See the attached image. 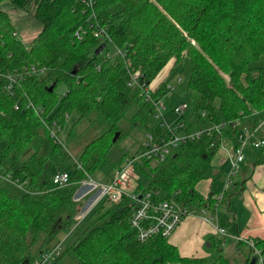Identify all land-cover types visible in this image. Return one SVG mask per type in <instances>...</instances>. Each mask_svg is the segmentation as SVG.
I'll list each match as a JSON object with an SVG mask.
<instances>
[{"label": "trees", "instance_id": "obj_1", "mask_svg": "<svg viewBox=\"0 0 264 264\" xmlns=\"http://www.w3.org/2000/svg\"><path fill=\"white\" fill-rule=\"evenodd\" d=\"M5 1L31 10L41 29L23 44L14 35L8 13L0 9V71L18 75L34 65L45 72L25 76L11 94L0 82V264H33L76 225L83 204L73 199L74 192L84 172L96 170L111 146L125 136L118 122L133 105L137 110L132 125L153 132L151 101L169 92L168 83H161L152 91V100L144 101L139 88L127 85L128 72L139 71L140 81L149 84L170 61L176 66L186 59L190 107L199 116L204 113L203 125L239 121L234 130L223 127L226 139L254 127L252 112L264 111V0H94L91 7L79 0L0 4ZM79 28L86 30L80 40ZM97 31L105 35L103 40ZM102 42L120 53L95 56ZM261 59L262 66L253 64ZM61 84L65 92L60 99L55 89ZM28 100L62 126L65 115L77 114L78 123L86 122L82 135L96 132L78 154L65 187H53V173L47 174L63 156L60 146L50 143L42 154L37 147L29 158L19 160L32 140L48 135L38 116L25 107ZM196 127L189 124L188 130ZM70 131L67 142L79 136L76 129ZM216 136L201 135L160 164L135 162V171L147 180L138 181L140 188L157 190L162 198L187 207L210 203L211 197L200 194L196 185L205 177L201 164H210L218 152ZM7 176L21 177L25 186L15 187ZM132 205L128 198L99 204L89 212L80 236L53 264H237L224 255L217 237L206 238L207 255L202 258L180 256L162 237L138 242L129 225ZM251 240L264 252V238ZM243 247L242 264H248L251 248L237 240L234 249Z\"/></svg>", "mask_w": 264, "mask_h": 264}, {"label": "built area", "instance_id": "obj_2", "mask_svg": "<svg viewBox=\"0 0 264 264\" xmlns=\"http://www.w3.org/2000/svg\"><path fill=\"white\" fill-rule=\"evenodd\" d=\"M83 5L91 7L94 0H79ZM88 28L92 29V23H88ZM85 29L79 28L76 32L77 38L80 40L85 34ZM102 37L105 35L101 31H97ZM16 36V34L14 33ZM17 37V36H16ZM100 54L108 57L112 53L106 50V44ZM23 44H27L24 42ZM114 53H120L119 49L115 48ZM44 68L31 65L23 69L18 75H5L0 71V82L2 81V90L11 94L14 91V87L17 82L21 81L25 76H41L44 75ZM179 81V78L177 79ZM127 85L129 87H137L140 90V95L144 101L152 100V89L149 88L148 83L140 81L139 71L127 73ZM169 90L173 89V85L169 83L166 85ZM164 99L166 98L163 97ZM156 99L151 101L154 107L153 120L156 125H152L153 132H146L144 140L139 144L136 151L125 150L123 159L118 168L115 169L108 182L99 184L92 180L89 175L80 183L82 186L88 187V191L82 196L75 198V201H80L83 196L92 190H98V196L95 199L94 204L101 199H106L110 203H117L123 198H128L132 201V210L129 217V225L134 232L135 239L144 243L153 237H162L168 239L171 234L177 229L182 219L193 215L194 208L177 204L173 199H164L157 190L153 189H139L138 174L135 171V162L141 160L156 161L158 163L164 162L167 158H170L175 150L181 146L186 145L201 135H211L213 132L217 134L216 139L220 141V151L226 153L228 168L222 180L221 186L214 191L211 196V203L204 202L201 204V218L203 222L211 226L214 233L218 237H225L227 233L225 229L217 224V211L222 202L225 193L233 186L234 180L238 175L241 165L244 161V147L248 144L254 149L264 147V139L252 138L250 134V128L244 127L239 130L234 139V143L231 147H227L228 139L224 138L221 134L223 127H229L230 130H234L239 126V121H233L229 123H221L219 125H196V129L188 130L183 121V116L187 110L186 103H179L173 107V114L175 116L174 121L165 119V100ZM27 109H31L35 115L38 116L40 122L48 132L49 137L53 140L55 145H62L58 139V131L62 129L61 124L56 119L51 118L50 115L44 113L43 109L35 106L31 101H27L25 104ZM18 109V105L14 106ZM202 112L199 116L202 121L204 118ZM65 115V120L67 119ZM214 144V142H213ZM80 168V166H77ZM6 180H10L9 176L5 177ZM15 180L12 184L17 185ZM69 184V174L66 172L55 173L51 177V185L53 187L61 188ZM21 185V184H20ZM22 186V185H21ZM18 188H21L20 186ZM84 188V187H83ZM91 209L80 212L76 220L77 222L83 219ZM236 240H240L237 239ZM251 248V257H255L254 264H264V252L256 248L253 245L252 240H246ZM63 242L58 241L53 247L44 251L33 264H53L61 255L64 246Z\"/></svg>", "mask_w": 264, "mask_h": 264}, {"label": "rangeland", "instance_id": "obj_3", "mask_svg": "<svg viewBox=\"0 0 264 264\" xmlns=\"http://www.w3.org/2000/svg\"><path fill=\"white\" fill-rule=\"evenodd\" d=\"M0 9L6 11L11 19V22L14 26L15 29V34L17 36V39L21 42H29L31 41L34 36L40 31L41 29V24L33 17L32 11L31 10H25L21 9L18 7L13 6L9 1L2 2L0 4ZM106 50L109 51L110 53L115 52V48L111 45L106 46ZM186 62V59L184 60L183 64L181 65H174L173 61H170L160 72L159 74L149 83V88L152 90H155L161 83L166 82L169 83L170 85H173V89L169 90L167 94L165 95L166 98L164 99L161 97V99L165 100V119L170 120L171 122L175 120V116L173 114V107L179 103H186L187 104V110L184 113L183 116V121L184 123L188 126L189 124L191 125H203L202 119L199 117L197 113H193L190 107V99L188 95V91L186 89V83H187V78H188V72L184 66V63ZM253 64H258L259 66L263 65V60L261 59L258 63H253ZM179 78V81L177 79ZM65 92V87L64 85H58L57 88L55 89V93L57 94L58 98H62ZM164 96V97H165ZM137 110V106L133 105L125 114V117L121 119L118 122L119 128L124 131L126 134L125 136L120 139L117 143L113 144L111 148L109 149L106 157L104 160L100 163L99 167L91 172L90 174H87L84 172V180L86 178V175H89L90 178L99 184H103L108 182V178L112 176L114 173L116 167V164L121 160L124 151L125 150H131V152L136 151L138 149L139 144L144 140L145 136V130L143 128H140L136 125H132L130 122L131 117L135 114ZM264 111H254L252 112V115L256 117V119L260 120L261 122H257L254 127H249L250 128V134L252 135V138H256V132L264 124V117H261V113ZM66 123L64 126L61 125L62 129L58 131V139L61 141L62 145H59L61 147V150L63 152V156L60 159H57L53 165L49 168L47 174H55L59 172H66L70 173L76 163V158L78 154L80 153L81 149L83 146L91 140L96 134H91L90 136H85L82 135L81 131L84 129L86 126V122L80 121L78 123V115L73 114L72 116L67 115ZM60 124V123H59ZM156 125L155 120H152L151 123H149V126ZM187 126V129H188ZM76 129V132H79L78 138H76L73 142H67L66 138L68 134L71 132V129ZM81 133V134H80ZM48 134V132H47ZM234 140L228 139L227 141V147H231L232 144L234 143ZM50 143L55 144L53 140L47 135L45 137H39V139H34L32 140L28 146L22 151L19 160L23 161L27 158H29L32 154L35 153L38 147V152L39 154L41 153H47L49 151ZM40 146H39V145ZM183 146V145H181ZM180 147V146H179ZM178 147V148H179ZM177 148V149H178ZM176 151V150H175ZM261 151H264L263 149H253L250 145H246L244 147V154L245 155H252L254 153H260ZM220 151V148L218 147V152L216 155H218ZM216 155L213 157L211 161L214 160ZM220 155V154H219ZM211 162L210 164H201L205 171V177L199 181L196 185V189L201 192L207 191V189H218L219 186L222 184V180L224 176L222 177V172L225 171V166L223 167H218L216 165V161ZM152 164H160L156 161H151ZM162 163V162H161ZM218 168V172L216 176L213 175L214 168ZM215 168V169H216ZM220 168V169H219ZM257 171V170H256ZM254 172L256 177V181L258 180L259 177V171ZM226 173V172H225ZM225 175V174H224ZM1 177V176H0ZM2 178V177H1ZM0 178V179H1ZM10 182L12 183L15 180L17 181V185L15 187H21L23 188L25 184L22 182V178L19 177V179H13L9 178ZM81 180V181H82ZM80 181V182H81ZM138 181L142 182L143 184L147 183V180L145 177L142 175H138ZM79 182V186L74 192V198L82 196L85 192L88 191V187L82 186V184ZM22 186H21V185ZM84 187V188H83ZM232 187V186H231ZM247 188V186H245ZM139 189H140V184H139ZM200 193V192H199ZM98 196V190H92L91 192L87 193V195L83 196L82 199H80V202L83 204L80 212L86 211L89 208L91 209L90 211L97 207L99 204L103 203L104 205H109V201L106 199H101L100 201H97L95 204V199ZM241 191H238L237 193L234 192L231 188L229 191L225 193V196L223 198V202L220 205V220H224L226 218L225 212H227V207L228 203L231 202L232 204L234 203V207L239 206L241 202ZM201 207L197 206L194 208V215L195 216H200L201 214ZM89 211V212H90ZM79 212V213H80ZM87 213V215L79 220L76 225L70 230V232L66 235H63L61 237V241L63 242L64 248L66 246H70L73 244L76 239L80 236L81 232L84 230L86 227V222L88 215L90 213ZM77 217V216H76ZM184 219V218H183ZM182 219V220H183ZM236 239V238H235ZM229 240V238H227ZM237 241V240H236ZM233 243L229 242L228 245L223 247V253L226 257L229 258V260L233 263L237 264H242L245 260V253H246V247H243L242 250L237 251L233 247ZM232 249V250H231ZM234 249V250H233ZM64 250V249H63ZM63 252V251H62ZM62 254V253H61Z\"/></svg>", "mask_w": 264, "mask_h": 264}, {"label": "crops", "instance_id": "obj_4", "mask_svg": "<svg viewBox=\"0 0 264 264\" xmlns=\"http://www.w3.org/2000/svg\"><path fill=\"white\" fill-rule=\"evenodd\" d=\"M261 117H264V112L261 113ZM255 120L256 123L261 122L259 119L255 118ZM256 138L264 139V124L257 130ZM215 159H217L216 165L218 167H226L225 171L222 172L223 177L228 168L226 153L219 152L213 161ZM215 168L214 176L218 172V168ZM256 170L259 171L257 181V176L254 174ZM231 189L236 193L241 191L242 200L239 206L234 207V203L229 202L227 212H225L226 218L222 221L220 220V206L217 211V224L225 229L227 235L225 237L216 236L213 228L203 222L201 215L187 216L168 238V242L177 248L180 256L188 258L205 257L207 255L205 245L208 236L217 237L222 247L232 242L234 244L232 248L235 247V238L242 241L251 240L254 237L264 238V151L252 155L244 154V161ZM216 190L217 188L211 189L210 187L205 192L197 191L205 197H211Z\"/></svg>", "mask_w": 264, "mask_h": 264}, {"label": "water", "instance_id": "obj_5", "mask_svg": "<svg viewBox=\"0 0 264 264\" xmlns=\"http://www.w3.org/2000/svg\"><path fill=\"white\" fill-rule=\"evenodd\" d=\"M104 47H105V43L102 42L100 45H98V46L94 49L93 54H94L95 56H98V55L102 52V50L104 49ZM49 90H52V87H50ZM118 135H119L118 132H116V133L114 134V136H113V138H112V142H114V141L118 138ZM254 263H255V257H251L250 260H249V262H248V264H254Z\"/></svg>", "mask_w": 264, "mask_h": 264}]
</instances>
